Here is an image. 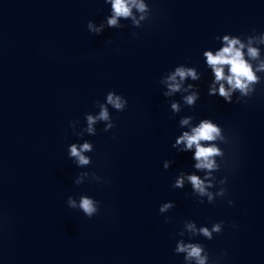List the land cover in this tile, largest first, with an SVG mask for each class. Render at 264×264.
Masks as SVG:
<instances>
[{
	"label": "water",
	"instance_id": "water-1",
	"mask_svg": "<svg viewBox=\"0 0 264 264\" xmlns=\"http://www.w3.org/2000/svg\"><path fill=\"white\" fill-rule=\"evenodd\" d=\"M146 2L152 13L142 28L121 20L126 27L95 35L86 25L110 15L104 0H0V264H184L173 249L186 220L224 222L212 240L193 238L217 264H264V73L246 102L225 103L207 94L202 57L223 46L224 34L264 32V0ZM181 64L201 74L187 81L200 93L192 108L180 94L162 95L161 77ZM108 91L126 109L109 106L115 127L104 132L98 121L96 135L79 139L84 114L98 115L94 102ZM169 100L182 105L175 116ZM188 115L194 125L212 119L229 140L219 145L227 166L214 173L227 177V192L212 204L197 202L188 184L171 187L179 171H193L192 153L171 147ZM84 140L91 164L78 168L67 147ZM164 160L173 161L167 170ZM85 171L98 183L74 184ZM80 195L100 202L92 218L67 206ZM169 201L175 206L159 213Z\"/></svg>",
	"mask_w": 264,
	"mask_h": 264
},
{
	"label": "clouds",
	"instance_id": "clouds-1",
	"mask_svg": "<svg viewBox=\"0 0 264 264\" xmlns=\"http://www.w3.org/2000/svg\"><path fill=\"white\" fill-rule=\"evenodd\" d=\"M105 4L110 5V15L105 17L104 21L98 25L93 21L87 22L89 33L100 35L106 28L122 29L126 27L121 20L130 21L133 28H142L144 22L151 19L152 10L146 0H104ZM133 36L137 33L133 32ZM215 37V39H218ZM223 46L218 51L204 50L202 57L205 66L210 70L212 79L208 84L207 94L209 96H218L225 103L246 102L256 91V85L261 83V73H264V55L261 53L260 45H264V32L256 33L252 30L251 35L235 36L231 34L222 35ZM256 44L257 47L252 45ZM246 50V51H245ZM201 74L195 67H187L183 64L176 66L173 70L164 74L159 83L163 86L162 95L165 98H171L180 94L184 107L192 108L200 98L198 86L187 81H199ZM238 93L236 100L233 101V95ZM99 106V114L94 116L90 113L84 114L86 127L80 131H74L79 139L83 140L85 134L88 136L96 135L97 129L94 125L98 121L107 122L102 131L108 132L115 127L109 112V106L122 112L127 107V100L114 91H108L105 95V102H94ZM170 111L175 116L182 111V105L176 100H169ZM194 117L191 115L182 116L178 121L180 129H187L175 138L171 145L178 153H192L193 161L192 172L179 171L171 187L173 189H182L185 184L190 185L191 195L197 199V202L204 203L205 198L209 204L214 203L217 198H223L227 189L224 187L227 177L217 180L214 173L227 166L225 151L219 145H227L229 140L223 133L221 127L210 118H202L195 125L192 123ZM79 121L70 122V127L75 128ZM115 139V137H113ZM93 151V144L84 140L83 143H71L67 147V156L78 168H86L91 164V158L84 155ZM217 157L220 162H217ZM74 158V159H73ZM173 161L164 160L163 168L167 170ZM202 173L203 175H198ZM85 178L98 181L101 177L95 173L80 172L77 174L74 184L80 185L85 182ZM107 182V181H105ZM98 183V182H97ZM216 188V191L211 189ZM70 209H77L84 216L92 218L100 208V202L87 196L80 195L78 199L68 196L66 200ZM228 205L233 204L232 200L227 201ZM174 203L169 201L160 205L159 213L168 212L174 207ZM167 222V218H166ZM224 222L218 221L211 223V227L197 226L192 220L183 222L182 230L177 233L181 239L176 241L173 249L174 254H183L184 264H217L216 260H211L208 251L195 237H203L206 240H212L214 234H220L223 230ZM236 227L235 224L232 225ZM187 234L189 241L186 242L183 237ZM226 253H221V256Z\"/></svg>",
	"mask_w": 264,
	"mask_h": 264
}]
</instances>
